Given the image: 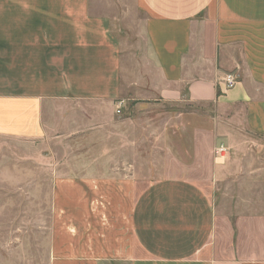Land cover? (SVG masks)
<instances>
[{
    "label": "crops",
    "instance_id": "crops-1",
    "mask_svg": "<svg viewBox=\"0 0 264 264\" xmlns=\"http://www.w3.org/2000/svg\"><path fill=\"white\" fill-rule=\"evenodd\" d=\"M137 1L162 83L153 92L129 83L123 95L119 42L90 0H0V135L42 136L43 108L59 101V128L74 127L59 138L92 137L112 102L135 99L211 103L264 139V0ZM228 74L237 77L231 88ZM64 166L73 172L57 183L59 264H264V218L236 215L225 244L211 177L94 172L128 171L127 163Z\"/></svg>",
    "mask_w": 264,
    "mask_h": 264
},
{
    "label": "rangeland",
    "instance_id": "rangeland-1",
    "mask_svg": "<svg viewBox=\"0 0 264 264\" xmlns=\"http://www.w3.org/2000/svg\"><path fill=\"white\" fill-rule=\"evenodd\" d=\"M90 1L95 14L109 19L119 42L121 93H131L126 84L137 82L153 92L151 87L161 84L162 76L150 53L147 14L137 0ZM117 105V100L112 102L110 117L97 127L94 137L65 134L59 138V129L69 133L74 128H59L63 123H59V101L43 108L42 136L0 135V264H59L57 183L59 174L73 172L64 166L71 162L127 163L132 165L128 171L94 172H129L150 180L190 173L189 177L200 180L211 177L208 187L217 214L225 221V244L230 241L226 230L231 225L234 239L236 215L254 216L256 222L264 218L263 138L232 122L231 115L211 103L128 99L120 104V112ZM85 114H79L80 119ZM219 143L227 148L221 163L216 162ZM217 169H222L218 178Z\"/></svg>",
    "mask_w": 264,
    "mask_h": 264
},
{
    "label": "built area",
    "instance_id": "built-area-1",
    "mask_svg": "<svg viewBox=\"0 0 264 264\" xmlns=\"http://www.w3.org/2000/svg\"><path fill=\"white\" fill-rule=\"evenodd\" d=\"M236 82H237V77L234 74H228V75H226V77H225V86H226V88L233 87ZM120 104H122V103H119V106L116 109L117 112H120ZM224 150H225L224 146L220 145L217 148V153H221Z\"/></svg>",
    "mask_w": 264,
    "mask_h": 264
}]
</instances>
